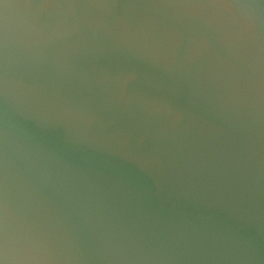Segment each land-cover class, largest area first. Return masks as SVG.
<instances>
[{"label":"water","instance_id":"95a60500","mask_svg":"<svg viewBox=\"0 0 264 264\" xmlns=\"http://www.w3.org/2000/svg\"><path fill=\"white\" fill-rule=\"evenodd\" d=\"M0 264H264V0H0Z\"/></svg>","mask_w":264,"mask_h":264}]
</instances>
